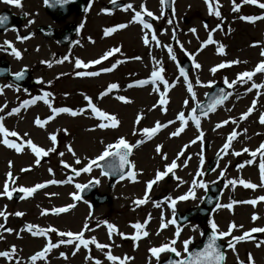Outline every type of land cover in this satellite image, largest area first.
<instances>
[{
  "label": "rangeland",
  "instance_id": "obj_1",
  "mask_svg": "<svg viewBox=\"0 0 264 264\" xmlns=\"http://www.w3.org/2000/svg\"><path fill=\"white\" fill-rule=\"evenodd\" d=\"M127 2V5L133 6L131 9L126 10V5L115 14L114 18L107 15L98 20L96 29L92 31L96 38L94 40L88 39L85 42L79 40L67 48H58L50 42H44L35 37L30 41H21L20 45L0 47V55L8 56L14 63L15 70L22 65L31 66L35 69L33 70L35 75L41 80L40 85L32 93L8 84H4L3 91L0 92V107H3L0 116L4 117L3 124L9 132L15 131L18 134V139H14V143L22 145L18 153L0 142V192L3 191L5 183L8 184V190L12 192L11 198L0 195V212L6 214V218L0 216V224L4 226L0 228V237H2L0 238V251H10L12 246L16 249L12 261L0 257V264H95L96 260H99L101 264H116V261L107 259L108 252L121 259L127 253H131L130 264H143L149 261L151 264L157 263L166 252L160 254L157 259L153 255H148L147 249L131 248L129 250L123 242L130 238L129 234L134 230L132 225L136 221L141 223L145 219L149 220L150 216L151 224L148 228H151L145 242L148 246L152 245L151 248L162 243L163 240H160V237L155 238L156 227H154L162 221L161 213L166 211L165 222H168L173 218V212L193 207L202 201L207 187L197 186L194 198L184 201L177 200L174 209L171 205V199H176L189 192L194 179L203 180L207 186L218 179L225 181L220 205L232 204V207L218 208L214 219L218 220L220 224L218 226L221 229L222 227L229 229L233 222L237 226L242 225L240 229L244 231L252 229L249 228L250 226L264 228V201L258 199L264 196V186H262L264 181L261 180L260 174L262 156L260 153H257L255 157L251 155L252 151L264 143V124L259 122L260 113L256 112L261 107L263 110L261 114H264V88L247 93L252 80L246 83L237 81L231 88L228 87L230 95L222 103V106L231 108L225 117L220 120L213 118L203 122L199 129L195 125L192 127L187 118L188 113L193 115L191 109L197 102L201 103L205 99L211 87L208 86V82H212L211 85L216 82L225 83V79L232 82L237 80L239 73L254 71L257 65L264 60V56L261 55L264 52V19L255 22L240 19L241 16H264V9L254 4H244L242 0H236L241 7L239 11H233L232 0H219L221 17H216L209 14L205 0H174V9L171 12L165 10L160 0H127ZM259 2L264 3V0H259ZM142 3L154 13L153 21L149 22L152 24L151 29L143 28L138 21L133 22L135 11H141L142 18L146 16L141 8ZM231 12L233 16L230 18L229 13ZM41 19L39 18L38 22H41ZM169 20L172 23H169ZM112 23L113 27H110ZM231 23H234V29H231ZM121 24L127 26L116 27ZM205 24L208 26L207 29L204 27ZM217 25L221 27L217 28ZM109 28L116 30L105 35V31ZM192 28L196 29L195 33L190 31ZM153 33L159 41V46L156 41L151 40ZM145 34L149 37L147 45L143 42ZM209 34L216 43L210 44V55L204 58L205 52L201 44ZM8 35L14 34L8 33ZM89 35L87 31H84L82 37L87 38L86 36ZM221 44L225 46L224 53L217 51ZM258 44L260 51H258ZM165 45L171 46L176 56L175 61L171 59ZM180 45H183V49ZM12 47L20 52V57L15 56ZM114 48H119V51L113 52L99 64L90 63L100 59ZM4 49L7 52H3ZM57 53L59 54L56 55ZM137 56L141 59L136 62L134 60ZM65 57L67 59H64ZM185 58L192 63L191 70L187 73V81L179 72V62ZM77 59L89 66L77 68L75 63ZM234 60L240 62L227 64ZM45 62H50L51 67ZM111 63L116 67L100 78L90 76L84 78L76 74L83 71H98L101 76L102 69L108 68ZM196 63L201 67L196 68ZM220 63H226V67L218 68L213 73L211 69ZM160 66L164 69L162 73L164 79L169 82L168 89L164 88L162 81L156 84L149 82L141 88L139 94L129 88V84L138 80L144 78L150 80L153 69ZM252 78H257L258 84H264V73L257 72ZM197 79L201 83H197ZM49 81H51L50 84ZM188 81H191L193 85L195 100L191 98L192 93L187 91ZM114 83L119 88L116 92L117 98H111L109 95L101 103L98 100L99 94ZM44 92L51 93L48 97V104L44 100H37L34 104L21 108L19 113L8 115L13 108L20 107L23 101L43 96ZM162 92L164 99L167 100L164 105L159 103ZM85 96L91 97L92 103L102 111L115 115L119 121L118 126L112 128L111 121H104L97 117L88 108ZM120 96L126 97L130 102H119L118 97ZM185 100L188 101L187 105L184 103ZM254 100L256 103L251 114L241 119L242 113L248 111ZM49 104L51 107H67L83 111L76 116L70 113L55 114L54 118L48 120L43 127L37 126L36 118L45 121L53 115ZM181 111L185 113L188 123L180 135L173 137L171 133L181 127L182 122L177 119ZM141 115L143 118L137 123V118ZM195 115L198 116V113ZM224 120L229 121L224 129L218 133L213 131L214 125ZM157 121L169 126L152 141L154 136L148 139L141 130L153 127ZM169 121H174V123L168 124ZM100 123H107L109 127L100 128L98 126ZM233 130L238 132V136L232 141L231 146L223 151L226 138ZM200 131L204 133L203 140L190 143L195 140ZM51 135L57 137L55 144L50 140ZM10 137L12 136L7 138ZM121 137L132 145L143 140V143L131 150V161L134 166H132V172L136 174L135 180L127 176L109 190L97 165H92L91 172L81 171L79 175L72 176V169L79 171L87 167L92 160H96L103 154L107 145H114ZM4 138L3 133H0V141ZM28 139L45 151L50 148H55V151L49 152L46 156L36 157L31 148L24 143ZM158 145L162 146L160 153L156 151ZM185 145L188 151H184ZM69 146L75 155L68 151ZM205 146H207L206 149ZM245 148L249 151L244 152ZM180 152H183V155L178 157ZM236 152L240 155H235ZM60 153H63V156ZM164 154L167 159L163 158ZM201 154L203 156L202 165L200 163ZM215 155H219V161L215 169L206 174L207 163ZM37 159L40 160L39 164L35 163ZM243 159L245 160L243 167H235L234 164ZM77 160L79 163L76 162ZM173 160L176 161L178 167L173 170L171 177L169 173L154 184L151 190H147V182L154 179L158 170L165 171V166L171 164ZM249 160L252 163H246ZM65 163L69 167H65ZM197 171H202L203 175L197 176ZM221 172L224 174L221 175ZM9 173L11 176L8 175ZM188 176L189 180L185 181ZM94 179L99 181V192H108L111 195L112 203L92 205L91 197H83L81 190L75 186L89 183ZM240 179L251 182L257 187L245 188L238 182L234 186L228 183L229 180L239 181ZM53 180L58 183H48ZM37 184L45 186L36 189L31 195L23 193L19 199L14 198V193L20 188L35 187ZM146 191L148 193L147 203L137 206L134 201L144 198ZM73 193H78L81 199L75 200ZM154 196H159V198L156 200ZM232 199L236 203H233ZM250 200H257V203L255 205L244 203ZM156 204H160L159 207H154ZM246 204L253 207L251 212L249 207L246 210L242 209ZM68 205H74V207L61 213L52 212L54 208L58 209ZM17 212L23 215L16 216ZM254 214L258 216L255 221L252 219ZM103 221L115 225L118 231L109 235L107 225ZM29 224L47 230V234L33 236L27 231ZM193 226H197V230H193ZM7 228L13 231L8 232L5 230ZM52 228L57 231H51ZM168 229L167 243H170L175 239H171V236L174 235L176 229L171 226ZM202 229L197 222L181 228L180 236L174 245L181 256H185L182 242L189 238H192L194 242L200 236ZM81 231L85 239L95 237L98 243L110 245V247L100 249L90 243L87 248L80 245L77 251L74 245L78 241H74V244H60L59 247L53 248L46 254V258L31 261L30 257L41 251L49 241L58 244L62 238L59 236L60 232L75 234ZM119 233L126 235L122 237ZM63 239H69V237H63ZM61 253H64L66 258L61 256ZM256 253L261 257L255 262L264 264V243L261 249H256ZM231 256L230 254L227 264H233Z\"/></svg>",
  "mask_w": 264,
  "mask_h": 264
},
{
  "label": "snow or ice",
  "instance_id": "obj_2",
  "mask_svg": "<svg viewBox=\"0 0 264 264\" xmlns=\"http://www.w3.org/2000/svg\"><path fill=\"white\" fill-rule=\"evenodd\" d=\"M3 2L6 3V4H9V5H16L18 7L22 6L21 0H3ZM44 2H45V4H48L49 0H44ZM56 2L60 3V4H68V3L71 2V0H56ZM115 2H116V0H112V3H115ZM165 2H166V0H160V3L162 5H164ZM242 2L244 4L258 5L261 9H264V3H260L259 0H242ZM205 3L208 6V11H209L210 15H215L216 17H221V12L219 11V8H220L219 0H205ZM232 3H233V11H239V9L241 7V4L236 3V0H232ZM132 7L133 6L131 4H128L127 7H126V10L127 9H131ZM141 8H142L143 12L146 13V15L148 17H153L154 16V13L149 11L143 3L141 4ZM103 11L107 12L108 9H104ZM7 19H8L7 16L0 15V24H4L7 21ZM156 19H159V17H156ZM240 19H243V20L249 21V22H255L256 20L264 19V16H241ZM136 21H138L143 26V28H145V29H151L152 28V24L149 23V22H146V20L142 18L141 11H135V15L133 17V22H136ZM31 22L32 21H30L29 23H31ZM168 22L172 23L171 20H169ZM126 26L127 25H125V24H121V25H118L116 27L117 28H124ZM80 27L83 28V24H81ZM204 27H205V29H207V27H208L207 24H205ZM216 27L220 28L221 25H217ZM115 30H116L115 28H109V29H107L105 31V35H108L109 33L113 32ZM190 31L195 33L196 29L192 28V29H190ZM27 38L28 37H22V38L18 37V39H27ZM151 40L152 41H156L157 45L159 46V41H157V37H156V35L154 33L151 35ZM143 42L146 45L149 44V37H148L147 34H145ZM213 43H216V42L213 40L212 35L209 34L207 40L204 41V45L207 46L208 44H213ZM5 44H7L8 46L11 47V42L6 41ZM165 47L168 48V52H169V54L171 56V59H173L175 61L176 60V56L173 54V50H172L171 46L165 45ZM180 47L183 49V45H180ZM224 47L225 46L222 45V44L219 45V47L217 49L218 53H224ZM118 51H119V48H114L111 51L107 52L100 59L91 61L90 63L91 64H99L101 62V60L106 59L108 56H111L113 54V52H118ZM12 52L17 57H20V55H21L20 52L18 50H16L14 47H12ZM261 55L264 56V52H262ZM64 59H67V57H65ZM135 59H141V58L140 57H135ZM58 62H62V61H58ZM239 62L240 61H238V60H234V61H231V62H227V64H236V63H239ZM45 63H48L49 67H51V63L50 62H45ZM75 63H76V67L77 68H80L81 66H83V67H88L89 66L88 64H84L79 59H77ZM115 67H116V65L114 64V65H112L111 68H105V69H102V71H104V72L112 71ZM195 67L196 68H200L201 65L196 63ZM224 67H226V63H220V64L216 65L215 67H213L211 69V71L214 73L218 68H224ZM163 72H164V69H163L162 66H160L159 68H154L153 71L151 72L150 80H141V81H137L136 83L138 85L142 86V85L147 84L149 82H151L153 84H156L157 82L162 81L164 88L168 89L170 87V85H169V82L166 79H164V77L162 75ZM179 72H180V75L183 76L185 78V80L187 81V79H188L187 78V73L185 72L183 67L179 68ZM257 72L264 73V60H262L257 65V67L255 68L254 71L241 72V73H239L237 75V80L229 82V81H227V79H225L224 82L226 84H228L229 88H231L237 81H239L240 83H246L247 81L252 80V77ZM76 74L78 76H85V75L86 76H96L99 73L90 71V72H77ZM23 75H24L23 72L15 73V76H16L17 79H22ZM48 83L50 84L51 81H49ZM197 83H201V82L197 79ZM211 83L212 82H208V86H211ZM117 88H118V85L115 84V83L109 85L107 91L104 92V93H101V97L103 95H106L108 92H111L113 89H117ZM252 88H257V89L264 88V84L253 83L252 87L249 88L248 91H251ZM2 91H3V89L0 88V92H2ZM187 91L189 93H192V97L191 98L193 100H195L196 97H195V93L193 91V85H192L191 81H188V83H187ZM228 95H230V93H226L223 90H221V95L219 97H217L216 99H214L212 103H210L208 105H204V104H202L200 102H197V106L193 107L191 109V112L193 113L191 119L195 121V126L198 129L200 128L201 121H200V117L195 115V113L197 112V109L199 108L200 114L202 116L207 117L210 112L215 111L217 105L222 103L223 100L226 99ZM50 96H51V93L44 92L43 96H38V97L32 99L31 101L25 100V101H23V103H22V105L20 107L13 108L11 110V112L8 113V115H13V114L19 113L21 108L27 107L30 104H34L37 100H44V102L46 104H48L49 103L48 97H50ZM118 99H120L121 101H124V102H130L126 97H123V96L118 97ZM85 100L88 102V104H87L88 108H90L91 111L93 113H95L97 117H99L101 120H104V121H111V125L110 126L112 128H116L118 126L119 121L117 120L115 115H110V114L106 113L105 111H102L101 109H99L94 103H92L91 97L85 96ZM159 103L161 105H164V104L167 103V100L164 99V93L163 92L161 93V99H160ZM184 103H185V105H187L188 101L185 100ZM255 103L256 102L254 100L252 106L249 107L248 111L242 113L241 119H245L251 114V112L253 111V109L255 107ZM49 106L51 107L50 104H49ZM0 111H3V107H0ZM81 111H83V110H78L77 111V110H73V109L67 108V107H60V108L51 107V112L53 113V115L49 116L47 118V120H45V121H41L39 118H36L35 124L37 126L43 127V125L45 123H47L48 120H51V119L54 118L55 114L70 113L72 116H76V115L80 114ZM141 118H143L142 115L138 116L137 123L139 122V120ZM177 119L179 121H181L182 123H181V127L180 128H178L177 130H175V131H173L171 133V136H173V137L180 135V133H182L184 131V129H185L187 123H188V121L185 118V113L183 111L178 113ZM3 120H4V117L0 116V133H3V136L5 137L0 142H2L7 147L12 148L16 152L19 153L21 151V149H22V145L19 144V143H14V142L10 141L7 138L8 136L16 137L18 134L15 131L9 132V130L3 124ZM259 122L261 124H264V114H262L260 116ZM171 123H174V121H169L168 122V124H171ZM227 123H229V121L228 120H224V121L218 123L216 125V128H219V127H221V126H223V125H225ZM98 126L100 128L109 127V125L107 123H100ZM164 127H167V124H162L161 122L157 121L153 127L144 128L141 131L147 136L148 139H151L153 135L158 133ZM203 135H204L203 131H200L198 133V135L196 136L195 140L191 141L190 143H195L197 140H201L202 141L203 140ZM237 136H238V132L233 130L228 135V137L226 138V142L223 145V149L222 150L226 151L231 146L232 141ZM50 140L52 141L53 144H55V142L57 140L56 135H51L50 136ZM24 143H26L31 148L32 152L35 153L36 157L46 156V155H48L49 152L55 151V148H50L47 151H45V149H43L41 147H37L33 143V141L31 139H28V140L24 141ZM140 143H143V140L137 141V143L135 145H132L125 138L121 137V138L118 139V141L114 145L113 144L107 145V147L105 148L103 154L101 156L97 157L96 160H92L91 163L87 167H84V168L80 169L79 171H77L76 169H72V171L75 172L77 175H79V172H81V171L82 172H91L92 165L100 166V165L97 164V160H104L106 157H109V156L118 157L119 158V167L121 169H123L126 164L130 163L127 157L129 155V153L131 152L132 148L138 146ZM186 147H187V145H185V148ZM113 148H115L116 151H112ZM161 148H162V146L158 145L157 148H156V151L158 153H160L161 152ZM68 151L72 152V154L75 155V153L72 150L71 146L68 147ZM243 151L244 152H248L249 149L245 148V149H243ZM257 153H260L261 156H262V159L260 161V174H261V180L264 181V143H261L260 146L255 151H252L251 155L253 157H255L257 155ZM234 154L235 155H240L239 152H236ZM60 155L63 156V153H60ZM179 155H183V152H180L178 154V157H179ZM178 157H177V159H178ZM163 158L167 159L166 154L163 155ZM76 162L79 163V160H77ZM35 163L39 164L40 160L37 159L35 161ZM62 163H64V162L62 161ZM200 163H201V165L203 164V156H202V154H201V158H200ZM246 163L250 164V163H252V161L249 160ZM185 164H186V162H185ZM64 166L65 167H69V165H67L66 163L64 164ZM165 167H166L165 171H159L158 170L156 175H155V177H154V179L147 182V185H146L147 190H151V188L153 187L154 184H156L158 181L163 179L169 173H172L173 170L178 167V165H177L176 161L173 160V162L171 164H167ZM239 167H243V165H240ZM25 170H27V169H25ZM49 171H51V169ZM223 174L224 173L221 172V175H223ZM8 175L11 176V173H9ZM103 175L107 176V175H109V173L108 172H104ZM128 175L133 180L136 179L135 172H129ZM196 175L197 176H202L203 172L202 171H197ZM121 179H124L123 175L121 176ZM177 179H179V178L177 177ZM65 182H67V181H65ZM98 182L99 181H96V183H98ZM237 182L240 183L241 185H243L245 188H256L257 187V185H255V184H253L251 182L245 181L243 179H240L239 181H236V180H229L228 181V183L230 185H233V186ZM48 183H58V182L53 180V181H49ZM44 186H45L44 184H37V185H35V187H22V188L19 189V191L22 192V193H25L27 195H31L36 189L43 188ZM75 186H76L77 189H80V190H83L86 187H88V185H86V184H76ZM197 186L200 187V188H206L207 184L204 183L203 180L197 181V180L194 179L192 181V188L189 190V192L187 194L181 195V196L177 197L176 199H171V205H172L173 209L175 208V204H176L177 200L184 201V200H187L189 198H194L195 197V188ZM262 186H264V185H262ZM0 195L7 196L9 198L12 197V192L8 190V184L7 183H5V185L3 187V191L0 192ZM72 195H73V198L75 200H80L81 199V196L78 193H73ZM258 199L260 201H264V196H261ZM147 200H148V193L146 191L145 197L135 200L134 203L137 206H139V205L147 203ZM233 203H236V202L233 201ZM244 203H250V204L255 205L257 203V200H250V201H246ZM156 206L159 207V204H156ZM72 207H74V205H68L66 207H62V208H58V209L54 208V209H52V212L61 213V212L67 211L68 209H70ZM218 207L231 208L232 204L218 205ZM15 215L16 216H22L23 213L17 212V213H15ZM0 216H5V218H6V214L4 212H0ZM148 219L150 220L151 217L149 216ZM252 219L255 221L256 219H258V216H256L254 214ZM103 223L107 225V228L109 230V235H111V233L114 232V231H118L116 229V226L111 224V223H109L108 221H103ZM169 223H171L173 225L176 224L175 212H173V218L170 221L162 222L161 229L166 228ZM3 227L4 226L2 224H0V228H3ZM85 227H87V225H85ZM132 227L137 230L135 235H133L131 237L135 241V240H138L140 238V236H141L140 230L145 227V224H142L140 222H136V223H134L132 225ZM211 227H212V230H213L212 236L209 238L208 243L204 246V248L202 250L197 251V252H190L189 251V245L193 242V240H192V238L186 239L182 243H183V250H184L185 253H187V256H185L183 259H177V260H171L170 259L168 261V264H224V262L226 260V254L221 250V246L217 243V241L220 238L230 236L233 229H235L237 227H241L242 228L243 226L242 225L237 226L233 222L230 225L228 231H218V226L213 221L211 223ZM5 230L8 231V232H12L13 231V229H11V228H7ZM193 230H197V226H193ZM27 231L29 233H31L33 236H43V235L47 234V230L40 229L37 226L31 225V224H29L27 226ZM51 231L56 232L57 230L55 228H52ZM250 232H264V228H252L249 231L244 232L240 236H231V239L228 241V245H227L228 248L232 249L235 252L236 246H235L234 242L244 241L245 239L249 238V233ZM180 233H181V228L179 226H177L175 234H174L175 235V239H173L170 243H165V244L161 245L160 247L151 248L150 252L152 253V255L157 257V259H159L160 253L168 251V252L174 253L176 257H180L181 253L174 246L175 243H176V240L180 236ZM119 234L122 237H125V235H126L124 233H119ZM143 235L147 236L148 232L144 231ZM201 235H203V233H201ZM59 236L62 237V238L59 240L58 244L52 243V242L49 241L46 244V246L41 251L36 252L34 255H32L30 257L31 261H36V260L41 259V258H46V254L48 252H50L53 248L59 247L60 244H74V241H78V243L74 245L77 251L79 250V246L80 245H83L85 248H87L90 243L91 244H95L96 247L100 248V249H105V248L110 247V245H105V244L98 243L96 241L95 237H92L90 239H85L83 231H81L80 233H75V234L72 233V232H60ZM63 237H69V239H63ZM0 238H2V237H0ZM257 246L259 247L260 245H257ZM15 252H16L15 246H12L10 251H7V250L6 251H0V257L6 258L7 260L12 261L13 258H14V253ZM73 255H75V252H73ZM61 256H64L66 258L64 253H61ZM107 259L109 261H117V260H119L120 264H126V261L128 259H130V258L129 257H124L123 259H121V258H119V257H117L115 255H112L111 252H108L107 253ZM248 261H249V264H254L253 258L251 257V254H249V256H248ZM95 264H101V262L99 260H96ZM240 264H244V262H240Z\"/></svg>",
  "mask_w": 264,
  "mask_h": 264
},
{
  "label": "flooded vegetation",
  "instance_id": "obj_3",
  "mask_svg": "<svg viewBox=\"0 0 264 264\" xmlns=\"http://www.w3.org/2000/svg\"><path fill=\"white\" fill-rule=\"evenodd\" d=\"M85 1L86 0H71V2L68 4L59 3L60 7L57 9V11L51 12L46 8L44 0H21L22 6L19 7L16 5L6 4L3 2V0H0V14L2 12H9L12 18L11 21L16 22L17 24L15 28L0 32V46L7 45L5 44L6 41L11 42L15 45H20L21 41H30L35 37L37 39L40 38L43 41H47L44 38L43 33H40V31L38 30L40 26H45L49 29L56 30L57 33H61L65 29V27L72 22L78 24L79 32L83 33L84 31H87L90 36L93 35L94 33L92 31H94V28L96 29L98 20H101L103 17V10L105 9V5H107L108 2L112 0H90L86 10L82 13H79V6ZM67 7L69 10L68 15L64 18L62 17V12L64 10H67ZM39 18H42L41 22H38ZM30 21L32 22L29 23ZM81 24H83V28L80 27ZM8 33H13L14 35L10 36L8 35ZM18 37L28 38L18 39ZM50 42L60 47L57 42ZM248 207L250 208L251 212L253 207L249 206L248 204H246L245 207H242V209L245 208L246 210ZM256 210L257 209H255V211ZM214 222L217 225H220L216 218L214 219ZM240 228L241 227H237L236 230H232L231 235L225 238L230 240L231 236L242 235L244 231ZM228 230V228L224 229L223 227L221 229V231ZM256 239L257 236L254 234L253 238L249 237L244 241L234 242L236 246L235 252L229 248L233 254L231 262L233 264H240V262L242 261L241 255L251 251L253 245L252 242Z\"/></svg>",
  "mask_w": 264,
  "mask_h": 264
},
{
  "label": "water",
  "instance_id": "obj_4",
  "mask_svg": "<svg viewBox=\"0 0 264 264\" xmlns=\"http://www.w3.org/2000/svg\"><path fill=\"white\" fill-rule=\"evenodd\" d=\"M166 8L171 10L172 9V0H166L165 2ZM117 6H123V2H118ZM75 31H73L74 35ZM73 36L71 38H69V40L65 43V44H69L72 40ZM182 67L186 70L189 71L190 69V63L186 60L184 61L182 64ZM2 67L6 68V73L9 72L7 65H2ZM5 74V73H4ZM14 80L16 79V76H11ZM221 90H223L224 92L227 93V88L226 86L222 85V84H215L212 88V91L210 93H208L207 96V100L203 103L204 105H208L210 103L213 102L214 99H216L217 97H219L221 95ZM197 111L200 112L199 108L197 109ZM116 156H109L108 161H103L102 164L104 165L105 170L109 173V175L112 177V182L111 185L113 184V182L121 177L125 172H127L128 170V165L126 164L125 167L123 169H121L119 167V158L114 159ZM128 158V157H127ZM218 160V156H216L209 164V168L208 171H211L213 169V167L215 166V163ZM223 186V181H219L216 184L210 186L209 188V194L207 196V198L205 199V203L202 207L196 208L194 210H191L190 212L184 214V221H188L191 220L194 217H200L202 220H205L207 217V214L213 209V207L216 205L217 201L219 200L220 197V190ZM88 189L85 191V193H87ZM21 194L17 193L16 197H19ZM106 199V197L103 198H99L98 201L99 202H104ZM211 233H207V239L204 243V245H202V249L204 248V246L208 243L209 238L211 237ZM218 243V241H217ZM200 249V250H202ZM198 250V248L193 249L191 252H197L200 251ZM221 250L223 251V247H221Z\"/></svg>",
  "mask_w": 264,
  "mask_h": 264
},
{
  "label": "bare ground",
  "instance_id": "obj_5",
  "mask_svg": "<svg viewBox=\"0 0 264 264\" xmlns=\"http://www.w3.org/2000/svg\"><path fill=\"white\" fill-rule=\"evenodd\" d=\"M258 6V5H257ZM259 7V6H258ZM260 8V7H259ZM229 16H230V18L233 16V12H231V13H229ZM135 27V26H134ZM234 27V23H231V29H234L233 28ZM233 37H234V35H233ZM232 37V38H233ZM207 40V38L205 39V41ZM256 46V45H255ZM201 48L204 50V52H205V55H204V58H208L207 56H209L210 55V51H211V45L210 44H208L207 46H205L204 45V41L202 42V44H201ZM258 48H259V50L258 51H260V45L258 44ZM137 57H139V56H137ZM139 59H135L134 61H138ZM205 60V63H207V60L206 59H204ZM103 76H105L104 75V72H103V75H101V77H103ZM99 77V76H98ZM141 80H146L145 78L144 79H141ZM141 80H138V81H141ZM253 83H256V84H258V79L257 78H252V84ZM149 83H147V84H144V85H148ZM144 85H138L136 82H134L133 84H129L128 86H129V88L130 89H134L135 91H136V93H140V90H141V88L144 86ZM252 87V85L249 87V88H251ZM118 89L119 88H117V89H113L111 92H108L106 95H103L102 97H101V94L99 95V98H98V100L102 103L104 100H106L107 99V97L110 95L111 96V98H117L116 96V92L118 91ZM143 90H145V88L143 89ZM255 90H257V88H252V90L251 91H248L247 93H252V92H254ZM102 93H104V92H102ZM246 92H245V95L247 94ZM239 99H240V97H239ZM119 100V102H121V100L120 99H118ZM244 101V100H243ZM231 111V108H228V107H226V106H219V107H217L216 109H215V111H213V112H211L207 117H205V116H202L201 114H198V116L200 117V121H201V123H203V122H207V121H210L211 119H213V118H215V119H217V120H220L222 117H225L229 112ZM263 110L261 109V107L260 108H258L257 109V114H259L260 113V115H259V118H260V116L262 115L261 114V112H262ZM191 117H192V114H190V113H188L187 114V118L190 120V122H191V126L192 127H194V125H195V121L194 120H192L191 119ZM218 123H220V122H217L215 125H214V128H213V131H215V132H220L221 130H223L224 129V127H225V125H223V126H221V127H219V128H216V125L218 124ZM169 125H167V127H168ZM167 127H164V128H162L158 133H156L155 135H153L152 137V141L154 140V139H156V137L159 135V134H161L162 132H164V131H166V128ZM10 141H12V142H14V139L15 140H17L18 139V136H16V137H10V138H8ZM190 144V143H189ZM184 151H188V149H187V147L185 148V146H184ZM11 157H13V153H11ZM194 157H196V154L194 153ZM244 162H245V160L243 159V160H241V161H239L238 163H235L234 165H235V167L236 166H240V165H243L244 164ZM187 180H189V176L187 177V178H185V181H187ZM185 184V183H184ZM188 186V185H187Z\"/></svg>",
  "mask_w": 264,
  "mask_h": 264
}]
</instances>
